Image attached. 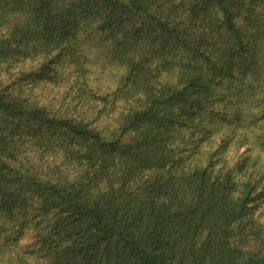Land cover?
Returning <instances> with one entry per match:
<instances>
[{
    "label": "trees",
    "instance_id": "trees-1",
    "mask_svg": "<svg viewBox=\"0 0 264 264\" xmlns=\"http://www.w3.org/2000/svg\"><path fill=\"white\" fill-rule=\"evenodd\" d=\"M262 7L264 0H0V33L9 34L0 62L43 58L48 71L36 80L44 87L58 92L64 75L104 84L100 68L76 63L81 32L112 41L113 74L129 66L111 101L80 96L110 107L96 116L122 120L118 133L101 138L65 125L76 134L69 147L91 165L75 183L47 177L59 152L39 174L12 166L17 144L67 137L50 127L60 121L48 112L0 93V264H264V226L252 219L264 204V173L239 180L249 158L235 153L234 168L217 169L242 130L259 138L253 130L264 113L250 118L249 110L264 104L253 101L264 91V52L258 58L255 49L264 48ZM150 60L179 68L177 84L152 87ZM138 91L146 103L125 116ZM27 231L39 247L17 251Z\"/></svg>",
    "mask_w": 264,
    "mask_h": 264
},
{
    "label": "clouds",
    "instance_id": "clouds-1",
    "mask_svg": "<svg viewBox=\"0 0 264 264\" xmlns=\"http://www.w3.org/2000/svg\"><path fill=\"white\" fill-rule=\"evenodd\" d=\"M179 4L180 0H175ZM258 15L264 19V7L257 9ZM238 25L245 26L243 18H238ZM9 34L4 32L0 33V40L8 39ZM78 51L75 59L76 63L83 65L81 71L86 69L89 65L96 64L100 67L101 71L97 75V80L103 79L105 82L102 86L93 85L88 86L86 77H77L64 75L65 83L62 88L57 91L53 90L52 85H48V92L43 93V84L37 85L35 80L40 77L45 71H48L46 67H42L44 63L43 58L21 60L18 64L11 62H0V93L8 91L11 97L17 101L27 102L29 105L39 107L41 110L48 112L53 119H58L60 123L50 125V127H56L61 132L66 134L67 139L62 144L45 143L40 144L39 141L28 140L16 145L15 161H9L12 166L22 173L31 170L33 174H39L38 169L41 165H47L52 159L53 154L60 153V158L55 163V168L47 170V177H53L54 181L61 178L65 179L68 183L78 182L84 172L88 171L91 167L89 160H81L80 157L84 154L82 150L78 148H72L68 145V140L75 138V133L65 125L75 123L77 126L85 129L86 132L92 133L97 137H107L110 134H116L120 130V125L123 122L117 121L113 123L107 117H97L96 112L104 109L110 111L111 108H106L103 103H88V101H81L80 96L87 92L89 97H94L96 101H99L105 97L111 98L117 96L122 89L125 78L129 72V66L124 65L119 68V71L113 74L110 70L112 59L115 58V53L112 47V41L103 43L99 38H89L86 33L81 32L77 37ZM56 56L55 52H52L48 60ZM159 60H150L145 66L147 70L152 74L154 79H151V85L156 90L162 89L164 86H175L180 74L179 68H171L169 71L162 70L158 66ZM75 67V65H74ZM109 68L107 74L103 69ZM55 78L56 69H52ZM31 74V76H29ZM32 79L33 83L27 86L21 84L22 80ZM251 82V81H249ZM264 87V85H262ZM80 89V91H77ZM60 94L67 96V99H61ZM42 95L47 96V100H40ZM133 102L127 106V111L123 114L129 115L131 111L140 104L146 103V96L143 91L134 92L132 97ZM253 101H264V91H260L253 97ZM123 104V100L121 101ZM250 118H259L264 113V104L261 107H253L250 110ZM253 132L259 133V138L256 135H248L247 129L242 130L233 141L231 148L227 156L225 157L226 163L217 165L218 170L227 171L234 168L237 163L233 153L240 158H249V167L244 174L238 177L239 180L244 181L247 179V173L253 172L256 177H259L261 173H264V119L260 120V123ZM79 153V154H77ZM39 157V160H37ZM4 157L0 156V159ZM252 161H256L255 168L251 167ZM73 164L78 166L76 172L68 174L69 169ZM45 175H40L41 180L47 178ZM102 189L106 190L104 186ZM259 191V189H258ZM240 196V191L233 194V198ZM251 207V205H249ZM260 217L259 224L264 226V204L255 211L252 219L256 220ZM39 247V244L35 239L22 238L17 246V251L29 246Z\"/></svg>",
    "mask_w": 264,
    "mask_h": 264
},
{
    "label": "rangeland",
    "instance_id": "rangeland-1",
    "mask_svg": "<svg viewBox=\"0 0 264 264\" xmlns=\"http://www.w3.org/2000/svg\"><path fill=\"white\" fill-rule=\"evenodd\" d=\"M255 49H257L258 50V54H257V57L259 58V56H260V54L261 53H263L264 52V48H263V45L262 44H258V46L255 48ZM89 68H92V70H97V72H99L98 70V68H100L98 65H96V64H92V65H89L88 66ZM105 74H107V73H105ZM46 79V78H45ZM33 83V81H27L26 83H23L22 85H24V86H27V85H29V84H32ZM35 83L37 84V85H41L40 83V81L38 82L37 80H35ZM62 88V87H61ZM54 91H57V89H55ZM42 92L43 93H47L48 92V88L47 87H44L43 89H42ZM40 100H43V101H46L47 100V96L46 95H42L41 97H40ZM22 238H24V239H33L32 238V235H31V233L30 232H25V234L19 239V241L22 239ZM19 241H18V243H19ZM24 249H29V250H33V251H36L37 250V247L36 246H29V247H25Z\"/></svg>",
    "mask_w": 264,
    "mask_h": 264
}]
</instances>
